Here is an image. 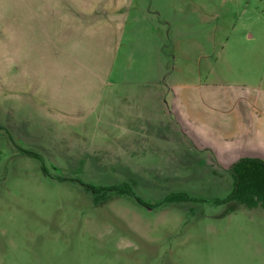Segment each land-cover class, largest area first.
<instances>
[{
    "label": "rangeland",
    "instance_id": "rangeland-1",
    "mask_svg": "<svg viewBox=\"0 0 264 264\" xmlns=\"http://www.w3.org/2000/svg\"><path fill=\"white\" fill-rule=\"evenodd\" d=\"M126 10L113 74L201 104L216 139L236 121L225 110L264 105V0H127ZM9 19L0 16V264H264V208L215 203L227 172L213 176L208 160L191 169L188 155L166 167L119 159L35 115L28 83L8 71L24 56ZM175 193L189 199L165 200Z\"/></svg>",
    "mask_w": 264,
    "mask_h": 264
},
{
    "label": "crops",
    "instance_id": "crops-1",
    "mask_svg": "<svg viewBox=\"0 0 264 264\" xmlns=\"http://www.w3.org/2000/svg\"><path fill=\"white\" fill-rule=\"evenodd\" d=\"M126 5L127 0H0V16L11 17L7 32L17 37L13 48L23 50L25 57H12L8 71L28 83L35 115L71 124L112 146L119 159L132 155L166 167L188 155L193 160L187 166L195 170L208 160L213 176L229 174V194L233 163L264 160V105L252 102L225 110L236 112V121L219 124L229 127V137L216 139L203 130L207 112L201 104L188 108L182 95L156 81L113 74ZM200 93L199 98L208 94ZM212 110L221 117L224 113Z\"/></svg>",
    "mask_w": 264,
    "mask_h": 264
},
{
    "label": "trees",
    "instance_id": "trees-1",
    "mask_svg": "<svg viewBox=\"0 0 264 264\" xmlns=\"http://www.w3.org/2000/svg\"><path fill=\"white\" fill-rule=\"evenodd\" d=\"M230 171L233 177V188L225 198L217 199L215 203L235 201L249 208L257 206L264 208V160L242 158L232 164ZM183 199L186 200L189 197L183 193H175L165 198L167 201Z\"/></svg>",
    "mask_w": 264,
    "mask_h": 264
}]
</instances>
